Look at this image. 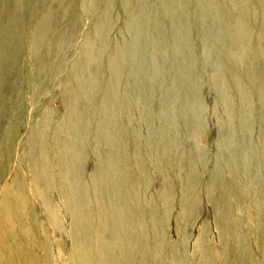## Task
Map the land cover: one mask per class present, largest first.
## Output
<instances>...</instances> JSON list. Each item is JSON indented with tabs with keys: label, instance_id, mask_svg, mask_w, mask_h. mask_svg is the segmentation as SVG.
<instances>
[{
	"label": "rangeland",
	"instance_id": "1",
	"mask_svg": "<svg viewBox=\"0 0 264 264\" xmlns=\"http://www.w3.org/2000/svg\"><path fill=\"white\" fill-rule=\"evenodd\" d=\"M27 1L54 32L0 13V264H264V0Z\"/></svg>",
	"mask_w": 264,
	"mask_h": 264
},
{
	"label": "bare ground",
	"instance_id": "2",
	"mask_svg": "<svg viewBox=\"0 0 264 264\" xmlns=\"http://www.w3.org/2000/svg\"><path fill=\"white\" fill-rule=\"evenodd\" d=\"M10 1H12V0H0V13L3 10L6 9L5 6ZM13 1H14V11L16 13L19 12V16H18L19 17V27H18V29H20V30H19V32L17 34V39L19 41L18 42V48L20 50H22V47L21 46L23 44V38H24V35L23 34H25V31L24 30H29V28L32 29L34 27V29H33V31L31 33L30 32H27L26 34H28V33L31 34L30 39L32 40V43H33V53L34 52H37L42 47H44V43L46 41L45 39H46V36H47L48 32H50V33H53L54 32L52 30V27L49 26V19H48V16L49 15H46L47 16L46 18L44 17L43 19H41V23H39L38 25H33L34 22H36V21H32L31 20V22H30L29 20H27L29 22V24L27 26L26 18H23L22 15L20 16V13L22 14L24 12V10H26L28 12L27 6L29 4L25 5V3H24L22 5L21 2H20V0H13ZM158 1L160 2V0H158ZM36 2H37V0H36ZM34 4L35 3L32 0H30V5H32L33 8H34ZM52 4H53V7H52V10L53 11H51V12L59 13V11H60V9L62 7V0H53L52 1ZM46 8H47L46 5H44V6H40L39 9H40L41 13H43ZM88 9H91V8H88ZM36 12H37V10H36ZM89 13H91V11ZM85 16H86V18H88L89 15L86 14ZM2 37L5 38L6 36H5V34L3 32L0 31V40L2 39ZM87 39L89 40V38H87ZM65 46H66V44H65ZM2 47H10V48L13 47L15 49V46L11 42H9V43L8 42H4L3 45H2ZM56 49L58 50V52L61 51V49H62L61 43H60V46H58ZM1 51H0V113L2 114V103H3L4 97L1 94L2 85H3V83H2L3 77H1V73H2V65H3L4 59L2 57V52ZM55 55H56V52L53 53L52 59L54 58L53 56H55ZM38 62L40 63V61H38ZM4 78L6 79L7 77H4ZM10 79H11V77H10ZM11 85L13 86L12 87L13 89H12V94L11 95L15 99V102H14L13 106L11 105V110H12L14 106L17 107L18 104H16V103H17V101L20 98V95L18 93L20 91V88H21L22 84L19 83V77H13L11 79ZM70 89H71V87L67 85L66 88H65V92H69ZM51 118H52V115L49 112L45 111L43 113V117H41V121L44 123V126H46V127L49 128V125L51 123ZM61 121L62 120H59L57 123H60ZM8 123L9 124L11 123V125H9ZM7 124L9 125L8 130H10L11 133L9 131L8 132H5V135L3 137L4 141L1 144L2 145V149H3V152L0 151V182L1 181L4 182L2 184L3 187L1 186L3 195L1 196L2 197V200L0 201V203L2 205H3V203H5L4 201L6 199H9L10 192L12 191L11 188H13V187H10L11 185L9 186V183L7 182V180L10 178V181L13 180V184L16 182L15 179H12V176L11 175L8 176V177H6L7 170L9 171V169H11V172H12L14 168L21 167V163H22V159H23V156H21V154H19L12 161L13 163L12 162H11V164L8 163V161L10 160V157H11V152L8 149V145L10 143L9 141L11 140L10 138H11V135H12L13 130L15 129V126L16 125L17 126L27 125V123L25 122V120H20L18 117H15V120L13 118H10L8 120ZM29 137H31V136L28 134L27 139ZM27 139L25 141V144H26V148H27V152H28L29 151V147H30V143L27 141ZM4 148H5V150H4ZM12 157H13V152H12ZM23 191H24V189H23ZM16 193H18V196L23 199V193H22V191H19V192L17 191ZM7 214H8V210H7Z\"/></svg>",
	"mask_w": 264,
	"mask_h": 264
}]
</instances>
